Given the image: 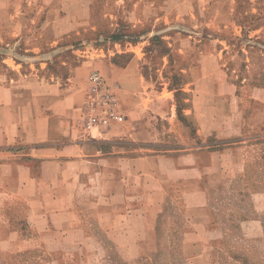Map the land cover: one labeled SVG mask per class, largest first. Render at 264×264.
<instances>
[{
  "label": "crops",
  "instance_id": "0c3cea01",
  "mask_svg": "<svg viewBox=\"0 0 264 264\" xmlns=\"http://www.w3.org/2000/svg\"><path fill=\"white\" fill-rule=\"evenodd\" d=\"M184 1L144 0L155 10V26L161 19L169 24L156 31L164 30L167 52L149 54L145 34L110 41L106 52L98 46L96 53L103 54L91 60L84 56L93 49L75 43L93 37L100 18L118 24L115 9L124 0H0L1 248L25 264H83V258L94 263L104 247L101 238L123 258L151 251L164 185L171 179L163 175L156 149L162 142L180 146L174 162L180 182L200 171L215 177L220 160H228L230 172L253 174L254 162L264 155V62L253 61V48H237L241 35L226 30L205 33L202 55L195 59L198 50L189 48L197 37L178 36L171 27L172 13ZM190 1L204 9L239 4ZM142 6L139 20L145 17ZM224 18L206 22L208 29L241 25ZM248 37L264 47V35ZM93 69L117 86L120 120L107 127L82 121L84 75ZM182 120L198 135L239 137V145H206L194 153ZM126 143L141 147V154L120 147Z\"/></svg>",
  "mask_w": 264,
  "mask_h": 264
},
{
  "label": "rangeland",
  "instance_id": "374dc122",
  "mask_svg": "<svg viewBox=\"0 0 264 264\" xmlns=\"http://www.w3.org/2000/svg\"><path fill=\"white\" fill-rule=\"evenodd\" d=\"M187 1L179 4L173 11L171 27L178 36L191 33L197 37V40L192 42V47L189 46L190 50H198V52L195 51V59L199 60L202 55L199 50L204 47L201 40L205 33H219L226 30L231 34L241 35L239 40L234 42L237 48L239 47L242 52L253 48V61L258 65L264 62V56L260 54V50L264 47L245 39L253 38L248 37L251 34L264 35V0H238L237 7L224 9H204L202 2ZM187 4L191 7H186ZM142 5L145 6V17L139 20L138 11L139 7L142 9ZM122 7L115 9L119 12L118 24L112 26L100 18L96 30L93 31V37L75 43L82 50L93 49L88 56L84 57L96 59L102 56V52H106L108 42L117 39L139 40L138 36L145 34L149 37L145 44L149 54L164 53L171 48L169 41L161 39L164 30L156 33L157 29H162L169 24H164L161 19L155 26L154 18L150 15L155 13V10L145 5L144 0H124ZM134 11L136 18L134 14L132 15ZM164 12L163 9L161 13ZM228 16L241 21V25L236 29L230 27L220 30L215 25L210 26L212 29H208L206 22L209 20L218 18L224 20V17ZM130 18L135 19L137 25L132 26L129 23ZM178 44L179 48L186 47L181 46V42ZM98 46L103 51L99 50L96 53L95 49L99 48ZM240 61L248 64L245 59L241 58ZM93 71L98 72L107 83L113 85L118 96L116 84L109 82L103 71L93 69L84 75L88 99L92 95L89 92L87 78ZM199 75L198 71H194V79H197ZM80 76L81 74L76 75L75 78L79 80ZM167 95L169 94L164 92V96ZM180 112L178 115L182 118L183 115ZM182 121L187 126L186 134L192 145L189 147L193 148L194 153L202 152L206 149V145L210 149L223 147L227 150H233L239 145V137L217 138L212 135L208 137L198 135L191 129L189 123ZM120 147L132 155L142 152L141 147L130 143L120 144ZM181 148L184 149L185 146ZM156 149L161 151L163 157V175L168 174L171 179L164 185L165 199L157 219L154 234L155 247L136 257L123 258L115 248L108 246L101 238L100 242L104 244V247L96 252L98 258L95 259V257L94 263L91 264H264V155L254 162L255 168L249 177H245L239 171L235 174L233 171L226 170L228 160L224 162V165H221L222 160H220V171L216 172L215 177H209L200 171L192 178L183 179V182H180L178 173L181 168L175 169L174 165L175 150L180 149V146L162 142L156 145ZM231 158L232 155L230 160ZM82 261L83 264H90L86 258ZM0 264H25V261L18 254L0 247Z\"/></svg>",
  "mask_w": 264,
  "mask_h": 264
},
{
  "label": "built area",
  "instance_id": "2783aa9c",
  "mask_svg": "<svg viewBox=\"0 0 264 264\" xmlns=\"http://www.w3.org/2000/svg\"><path fill=\"white\" fill-rule=\"evenodd\" d=\"M89 92L82 121L86 126H109L120 120L115 87L96 71L88 75Z\"/></svg>",
  "mask_w": 264,
  "mask_h": 264
}]
</instances>
